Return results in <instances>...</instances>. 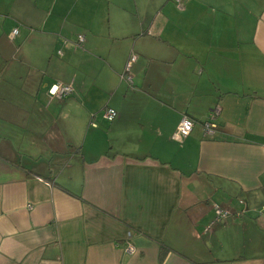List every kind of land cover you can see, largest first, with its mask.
Listing matches in <instances>:
<instances>
[{
	"label": "crops",
	"instance_id": "crops-1",
	"mask_svg": "<svg viewBox=\"0 0 264 264\" xmlns=\"http://www.w3.org/2000/svg\"><path fill=\"white\" fill-rule=\"evenodd\" d=\"M0 264H264V0H0Z\"/></svg>",
	"mask_w": 264,
	"mask_h": 264
},
{
	"label": "built area",
	"instance_id": "built-area-1",
	"mask_svg": "<svg viewBox=\"0 0 264 264\" xmlns=\"http://www.w3.org/2000/svg\"><path fill=\"white\" fill-rule=\"evenodd\" d=\"M175 1L179 3L180 0H175ZM16 32H17V29L15 28V29H13L11 35H14ZM77 38H78L77 39L78 42L83 41L82 35H78ZM135 59H136V55L134 53H131L129 55L127 61H126V64H125V68H124L123 73H127L126 80L128 81V83L132 82V78L128 74V71L130 69L131 63ZM122 76L123 75H121V77ZM72 92H73L72 84H64V83H60V82H56V83L51 84L47 90V93L50 97H55L57 99H62L63 97L71 94ZM218 113H219V107L215 106L209 110L205 119L200 121V124L204 130V134L211 136L217 130V123H216L215 119H216V116L218 115ZM102 115H103L104 119L111 121L115 118L116 111L111 107H106L103 110ZM197 122L198 121L188 117L187 115H183L181 117V119L179 120V123L176 127V131L173 134V138L175 140L181 141L183 138H185L190 133L192 127ZM213 208H214L215 215H216L215 221H219V220L223 221L226 218V216L230 213V211H228L225 208L220 207L218 204H213ZM208 227H210V225H208ZM125 249L127 252H130V253L134 251V247L129 242H126Z\"/></svg>",
	"mask_w": 264,
	"mask_h": 264
},
{
	"label": "trees",
	"instance_id": "trees-1",
	"mask_svg": "<svg viewBox=\"0 0 264 264\" xmlns=\"http://www.w3.org/2000/svg\"><path fill=\"white\" fill-rule=\"evenodd\" d=\"M122 75H123L122 78H124V79L126 80V75H127V73H122ZM126 81H127V80H126ZM127 82H128V81H127ZM67 96H68V95H67ZM65 97H66V96H65ZM65 97H63V98H65ZM63 98H62V99H63ZM113 109H114V108H113ZM114 110H115V109H114Z\"/></svg>",
	"mask_w": 264,
	"mask_h": 264
}]
</instances>
